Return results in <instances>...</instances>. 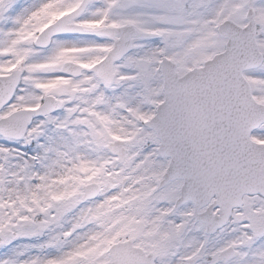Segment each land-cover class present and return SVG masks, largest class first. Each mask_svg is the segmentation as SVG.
Segmentation results:
<instances>
[{
    "label": "snow or ice",
    "instance_id": "1",
    "mask_svg": "<svg viewBox=\"0 0 264 264\" xmlns=\"http://www.w3.org/2000/svg\"><path fill=\"white\" fill-rule=\"evenodd\" d=\"M0 264H264V0H0Z\"/></svg>",
    "mask_w": 264,
    "mask_h": 264
}]
</instances>
